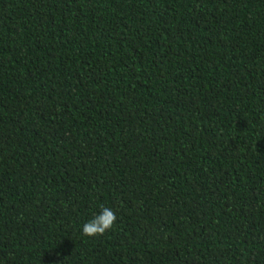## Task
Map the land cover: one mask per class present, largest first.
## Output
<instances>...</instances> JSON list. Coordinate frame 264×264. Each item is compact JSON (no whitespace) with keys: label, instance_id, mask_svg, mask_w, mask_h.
<instances>
[{"label":"trees","instance_id":"trees-1","mask_svg":"<svg viewBox=\"0 0 264 264\" xmlns=\"http://www.w3.org/2000/svg\"><path fill=\"white\" fill-rule=\"evenodd\" d=\"M0 264H264V0H0Z\"/></svg>","mask_w":264,"mask_h":264},{"label":"clouds","instance_id":"clouds-1","mask_svg":"<svg viewBox=\"0 0 264 264\" xmlns=\"http://www.w3.org/2000/svg\"><path fill=\"white\" fill-rule=\"evenodd\" d=\"M115 213L106 207H102L100 212L82 225V232L85 235L94 236L103 234L113 226Z\"/></svg>","mask_w":264,"mask_h":264}]
</instances>
